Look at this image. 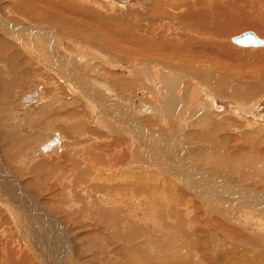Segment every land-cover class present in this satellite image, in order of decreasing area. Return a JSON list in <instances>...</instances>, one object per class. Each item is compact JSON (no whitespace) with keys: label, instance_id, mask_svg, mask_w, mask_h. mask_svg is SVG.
<instances>
[{"label":"bare ground","instance_id":"6f19581e","mask_svg":"<svg viewBox=\"0 0 264 264\" xmlns=\"http://www.w3.org/2000/svg\"><path fill=\"white\" fill-rule=\"evenodd\" d=\"M114 1L120 4L130 3V5L135 6L136 4L141 5L142 0H130L128 2H119L117 0ZM182 1H180L181 3L178 4H173V3L169 4V8L170 10L173 9L175 13L176 11L178 12L176 14L180 24H182V22L186 23V27H191V29L196 31L197 33H196V39L191 38L190 34H188L190 38H188V36L183 37L184 34L181 33L182 31L181 26L177 23V26L180 27L177 28V31L181 33L180 35L177 36H179L180 39L187 41L188 43H192L190 41H197V40H200V42L202 43V44L198 43V45L192 43L195 45H191L188 48L191 49L192 53H186V54L204 57L206 60L207 59L211 60L212 61L211 64L214 63L213 59H215V61L217 59V61L220 62L221 64L227 59L229 55L227 48L228 45H230V41H232L233 36L231 38L230 37L227 38L229 39L227 41L220 42L221 44H219V46H209L206 41L214 42V43L215 41L212 38L211 41L208 37V34H201L200 36L198 32L212 33L217 39H219L218 37L221 38L228 34L234 33L240 27H244V28L247 27V28L256 29L257 31H259L261 35H264V16L259 14L260 9L264 10V6H260V5H264V0H228V2L226 0H185V1L182 0ZM29 2L30 0H23V4H20L19 7H17L20 12L23 13L25 12L26 16L28 17V20L25 21V23L23 24L8 21L0 16V32L3 35V37L1 38L2 44H0L2 45V48L0 49V75L4 74L7 78H9L8 75H11V77L9 78L11 79L14 75L19 74L18 72L21 70L22 65L28 63L27 65L30 67L29 70L30 71L34 70L32 73H36L37 71L41 73L50 72L51 75L48 74L47 77L46 76L45 77L46 79H48L47 83L51 85L52 88L56 86H60V87L65 86L68 87V90L71 92L70 93L71 95L67 97L70 99V101L67 103L63 99V98L66 99L65 95L61 98H55L53 96H50V98L46 97L47 94L45 93L44 90L46 83L43 85L36 83L26 88L20 89L18 100L13 105L14 109L21 110L23 113L30 112L28 114L22 115L23 114L22 112L17 111L16 114H19L17 120L36 121L39 116L42 118L46 117L48 123L46 133L55 130L51 134V136L47 137L46 139H45L46 134H44L45 135L44 141L38 144L37 147L35 148L36 151L45 154L51 152L47 155L48 158L44 160L46 167H58L59 165L57 163L60 164L63 163V161H65V164H68V161H70L69 162L70 167H72L74 173H78L81 176V178L88 177L89 175H91L92 171L94 172V170L99 171L98 167H103L100 166V164L98 163V161H102L100 154H98V152L100 151L102 145L101 142L103 140L101 138L103 136V132L97 133L99 136L95 135V133L93 132L94 131L98 132L99 131L98 129H108L109 132L112 133L113 138L114 140H116L117 143L118 141H120V139H122V142H125L127 147H130L132 150H136V151L138 149L137 155L135 154V159H141L143 157L147 158L148 156L152 163L149 164L147 162L145 164V167H141V170L139 172H136L135 174H130V172L128 173L126 172L123 174H120L119 172L116 173L115 170H111V168L119 167L122 164L124 165L127 162V160L126 158L122 159L121 161L118 159V156L121 154V152L118 151L119 149L115 152L113 151L114 153L113 152L112 153L114 155L109 157L111 158V161L112 160L113 161L107 166L108 169L105 168L106 173L109 171L114 172L113 175L115 178H112L111 180L117 182L118 179H120L121 177H124L125 179L131 178V181L128 183L135 184L134 187L136 188L137 185H142V184H146L150 186L151 183L158 182L155 180L156 178L157 180H161L160 182L161 184L162 181H164L165 187L163 188L169 191V195H167L168 196L167 200H170L171 203L162 202V204L158 205L155 199L154 200L148 199L147 204H151L149 205V209L153 210L152 212L149 213L153 214V212L156 213L161 212L163 216H165L166 218H169L171 216L178 218L179 220L178 228L181 229L182 231L181 228L182 225L180 227V223L184 219L185 212L181 209L180 205L187 198L185 196V194H187L190 197H192L194 200H196L197 204L199 203L207 214L215 212L217 213L218 216L223 217V219L226 220L229 219L228 220L229 222L235 224L239 228L242 227V231L250 235L249 240L254 238H258L257 240L259 239L264 240V189L261 188L257 189L254 187L256 184H258L257 182H260L259 184L264 185V159L261 158L248 159V161L251 162V164L253 165L251 169L255 171V172L253 171L254 173L253 175H249V174H244L243 172L235 168L240 162H242V160L235 159V155L227 153V151L224 150V145H225L224 141L221 139H218L216 142L217 146L221 148V154L216 155L214 157H212L210 153L205 151L203 153L205 155L201 156L203 158L199 159L197 158L196 155L193 154V149L196 146H190V147L185 146L190 152L186 151V149H183L182 147H179L181 146L182 142L186 143L188 141V138H186L187 135L186 130L188 129L189 125L193 124L191 125V128H189V130L191 131L194 129L199 130L201 129V124L198 123L204 122L205 123L204 125L206 126L207 122L210 119H213L212 122H214L215 128L230 127L231 125H233V129L235 128L238 131L242 129V134H244V136H246L247 139L248 138L251 139L250 140L251 142L255 140L256 137L263 138L264 90L262 89L263 90L262 94L254 97L251 96L252 98H239L240 92L238 93L236 92L235 94L234 91L228 92L227 86H225L224 84L220 85L216 89L215 88L211 89L209 87L210 84L206 79L204 80L207 81L208 84H204V83L199 84L198 83L199 80L197 79V77H195L194 75L192 76V74L195 73V71L198 69H193L190 67L189 69H187V67L183 65H178L173 63H171L172 65H169L167 59L178 62L181 59V57L185 55L183 52L184 49H182L181 52L177 48L175 49L169 42H161L157 44L153 41H150L149 47L145 50V52L149 53L150 55L155 54L158 56L159 55L162 56V58L164 59L162 61L164 65L162 66H160L156 62H150L149 60L135 62V60L123 61L122 59L119 58L114 59V56L111 53L108 55L105 48L104 51H102L103 48L101 47V45L102 46L105 45L102 43L99 34H98L99 36L93 35V39L91 37V40L83 39L80 37L82 34H79V32L77 33L72 32L71 31L73 28L72 25L64 23L63 18L59 19V17L55 15L56 13L54 15H51L50 17H45V16L42 17L43 13L35 8L37 4L34 7L33 5L30 6ZM149 2L151 4L150 6H148L147 9L150 12L162 13L167 18L175 17L174 13L172 14L168 13V11L166 12V10H164L160 6L161 0L158 2H153L151 0H148L147 4H149ZM231 7L239 9L241 13L240 18L229 16V11ZM15 8L16 5L13 6V9H11V7L10 8L6 7L5 11L8 14L14 13L15 12L14 10H16ZM223 18H225V20L223 21L222 24L214 25L216 19H223ZM61 20L63 21L61 22ZM38 22H41L43 25L40 23L38 24ZM45 24L47 25L44 27ZM54 26H58L62 32L72 35L61 36L55 34L53 33V31L52 32L50 31L52 30V28H54ZM150 28L153 30L152 25L150 26ZM168 31L169 29H167V31L162 30L163 32L162 34L166 35L169 33ZM249 31H252L257 37L262 39V42L260 44H256L252 46H260L264 41V36L261 38L260 34H258L257 32L255 33L253 30H249ZM187 39H189L190 41H188ZM234 44H233L234 47L236 45L246 46L237 43ZM178 45L184 46L183 44H178ZM14 46L16 48L15 51L13 50ZM156 46H161L166 50L174 49L178 51L176 53L177 54L179 53V56L174 57V59L172 58L170 59L171 53L160 54V52L155 50L157 48ZM8 50L12 52L11 55L6 53V51ZM22 53L24 57L21 55ZM17 58L20 59L21 61L20 62L15 61V59ZM229 60L230 63L232 64L236 62L235 61L236 59L233 61L230 59V57ZM140 62L141 64L144 65H140L139 64ZM250 63H254L256 65L257 71L261 72L264 70V68H262L264 67L263 58H259L255 56L254 61ZM200 65H203V63ZM235 65L238 66L237 63ZM215 66L217 67V65ZM142 68H143L142 72L144 73V77L147 76L145 77V79L147 80L146 83L155 85L156 88L161 89V91L164 94H166V97L164 96L165 97L164 108L161 110L155 107V100H156L155 88L152 91L143 88L141 91L136 90V92L131 94H130L131 91L130 92L126 90L123 91V89L126 88V85L128 86L130 82H123V84H121L122 83L121 81H123L124 79L128 80L131 79L132 76L133 77L136 76L138 71L141 70ZM183 69L186 72L187 70L191 72L190 74H188V77L186 79H183V72H184ZM41 73H37V74H41ZM216 75L218 76V74ZM137 76L139 78L143 77L141 74H137ZM139 78L136 80H141ZM108 82H110L111 84L109 85ZM13 84L15 83L14 82L8 83L6 81H2V83H0V98L1 96H3L2 92L10 91ZM260 84H264V83H260ZM190 90L192 91L191 95L189 93ZM196 94L198 95L197 97ZM230 94H232L233 96H230ZM248 94H252V93L250 92ZM75 97H79L78 100H75ZM190 101L191 103H189ZM193 103L195 106L194 112L191 113L190 112L191 109H190L185 119L184 117H182L184 110L187 107H192L191 105ZM160 104H162V102ZM1 105L2 103L0 102V107ZM69 106L70 107L74 106V107L68 109ZM4 107L6 106H2L1 108ZM95 108L98 110L97 114L95 113ZM199 110H202V112ZM196 111H198L197 114ZM68 112H70V114H68ZM78 112L80 114L81 112L84 113V114L82 113V116L84 115L83 121L85 122V124L91 125L93 126V128L98 126V128L93 129L92 134L89 135L91 141L88 143L83 142L81 139V137L88 135V132L84 131L83 133L75 130V129L81 130L82 128L84 129L85 127V126L83 127L84 124L82 122H79L80 119L78 121L73 120L70 122V118L71 116H73L72 113L77 116L79 114ZM33 113L39 116H35ZM62 113L64 115H62ZM146 117H148L149 119H146ZM179 117H181V121H183L184 119V120H190L191 122L189 123L188 126L187 125L183 126L182 124L180 125L179 124L180 120L179 121L176 120ZM195 119H197L198 122H194L196 121ZM169 123L170 125L167 126ZM236 123L238 124V127H234V124ZM56 126L57 127L59 126L60 127L59 129L61 131L64 130L68 132L70 136L75 131L76 135L72 136L73 141L71 142L73 143L72 144L73 146L70 143V147L67 150L63 148L64 136L62 135V133H60L61 131L59 132L56 131L57 128ZM19 132L22 133L21 131ZM42 132L43 131L40 130V132L37 133V135L42 134ZM7 137L8 136H5L4 138ZM135 143L137 145H134ZM107 144L110 145L111 143L107 142ZM141 145L143 146L141 147ZM254 145L255 144H253V146ZM122 147L123 145L121 143L119 148ZM115 148L117 149L116 146ZM9 150H10L9 155L11 156H9L8 158H10L11 160L13 159V161L17 165L18 161L16 160V155H15L16 152H14L15 150L14 149H9ZM139 150H141V154H140L141 158L138 155ZM7 152L9 151L7 150ZM182 155H184V158L182 157ZM103 161L108 163L109 162L108 157ZM114 161L117 162L115 165H114ZM134 161L135 160H133V162ZM41 165L44 166L43 163ZM211 165H213L215 169L208 171L209 169L212 168ZM201 166H210L211 168H209L208 170L204 169L205 170L204 171L202 170L203 167ZM62 167L64 166L62 165ZM86 167H89V171H85ZM126 167L128 166L126 165ZM146 170L149 172L148 177H150V180L145 179L144 176H140L141 173L145 172ZM60 171L61 170L58 168L57 172ZM238 171L239 173L235 174ZM1 172L4 173V171ZM1 172L0 175L3 174ZM96 172L97 171H95V173ZM219 172L221 174L220 176L217 175V173ZM194 175L201 176V178L199 177L196 178L199 181L193 178ZM217 178L219 179L217 180ZM235 178L238 181L241 180L243 182L241 184L230 182L235 180ZM115 179H117V181ZM102 180L98 179L97 177V185L95 189H98L100 186H103V184L105 185L106 182ZM217 181L219 183V186L216 185L214 187H209V185H206L201 187L202 185ZM16 186L18 187V191L14 187H11V185L8 182L7 183L3 182L0 179V197L2 198L4 195H7V197L2 198L4 207L7 206V208H9L8 205H6L9 202L14 204V206L17 205L16 208L22 206L21 204L22 202L25 204L30 203L29 202L30 197H26V196L24 197L23 191L20 190V187L18 185ZM121 187L124 186L121 185ZM163 188L161 189L163 190ZM63 189L65 191H68L66 187H63ZM178 189H180L181 191L179 192ZM137 190L142 196L143 195L146 196V193L148 192L147 194L148 198L163 197V195H161L160 193V190H157L155 188H146L143 190H139V189ZM175 190H177L178 195L175 194ZM133 198L134 196L133 197L131 196V200H133L134 201L133 203L135 204L136 200H139V198L137 197L138 199L136 200L135 198L134 199ZM164 199L165 198L163 197L162 200L164 201ZM106 200L107 199L99 198V205L95 204L93 206H90L91 208L88 211L91 210L92 212L94 211V213L96 212L100 214L101 219H106L107 216L112 215L110 219L112 221H116V226L112 224L111 225L114 227V229L119 228L118 230L115 231L114 236L119 237L123 235L124 236L123 239L125 238L127 242L133 240L134 242H136V244H140L145 238L140 232V229H138V227L137 228L135 227L134 225L135 223L133 225L126 226V223H128L126 221L129 220L130 213L131 214L133 213L132 217L135 216L134 214L138 213L137 210H135V207L133 206L134 204L132 205L134 207L133 209L134 212L133 210L130 212V210H128L127 207H126L127 208L126 211L122 212L123 210H125V208H116L115 210L104 209V205L108 203V201ZM143 200L145 201V199ZM97 202L98 201H96V203ZM129 203L130 202H128V204ZM229 204H231V206H229ZM139 208H141L140 205L137 208L138 211ZM40 209L42 208H39L37 211L40 212ZM142 209L144 210V208ZM229 212H231V216H229ZM61 214L64 220L68 221V218H66L68 217L67 216L68 214L63 212H61ZM97 217H95V221H97L98 223V221H100L99 220L100 218L98 219ZM154 217L156 218L158 216L155 214ZM20 218H22L21 214H20ZM3 221L5 222V220ZM49 224H50V228L48 226L47 228L42 229L43 231L42 235L47 236L46 238H44L43 242L41 240V234H36L26 230V232H22V237L23 239L26 240V241L25 240L21 241L20 246L22 247L20 249L22 250L18 251L15 250V248L13 247L14 251H10L11 249H9L8 246H4V247L1 246L0 251L2 255L8 252L7 254H5V256H3L4 261H6L5 264H29L32 262V258L34 257L36 259L39 258L42 261L41 264H46V263L48 264V255L42 254L43 253L41 249L43 248L42 245H44L46 241L51 240L53 242V239L48 238V236H53L54 232H57V229L58 230L60 229V232H63V227L60 225V223H57L56 225L55 222L49 221ZM57 226H59L60 228L59 227L57 228ZM22 227L23 229H26L25 226ZM245 230L248 231L246 232ZM97 237L95 236L90 241L88 240L90 246L91 245L96 246L97 244L96 247H99L98 244H100L99 241L101 239L98 240L96 239ZM119 239L122 240L121 237H119ZM113 240L115 239L113 238ZM12 244L14 243L12 242ZM144 245L148 246V243H145ZM80 247L82 248V245H80ZM30 248L31 251L33 252H30ZM137 248L136 249L133 247L131 249L118 248L119 250L123 251L125 254L122 255L123 259L120 260L119 262L120 263L125 262L126 264H129L130 261L133 262L134 258L132 254L136 255L138 252H140L137 250ZM107 249H109V247H107ZM92 250L93 253L96 251L95 254H93V258L95 260L99 256L102 257L103 254H104L103 256H109L111 258V253H109L108 250L105 252L100 247L95 251L94 249ZM63 252L66 253L67 251H63ZM143 252L144 251L140 253ZM235 252L237 253V251ZM232 253L234 252L232 251ZM236 253L235 255H231L230 252L224 259V261L227 262L224 264H247V262L244 261L245 257L246 258L248 257V255L246 256V252L244 253V255L242 254L241 256H239V258L236 256ZM17 254L18 256H16ZM137 255H138L137 257H139V260L145 261L144 257H142L141 254H137ZM145 258L147 259L149 258V256H145ZM61 259L62 258H59V260ZM229 259L232 260L228 262ZM114 260H116V257L115 259L112 258L110 260V263L108 264H113V262H115ZM35 261L38 262L37 260ZM262 261L263 260H261V262ZM69 262L70 264H73L71 260ZM146 263H149V259L148 262ZM170 263L174 264V259H172Z\"/></svg>","mask_w":264,"mask_h":264},{"label":"rangeland","instance_id":"374dc122","mask_svg":"<svg viewBox=\"0 0 264 264\" xmlns=\"http://www.w3.org/2000/svg\"><path fill=\"white\" fill-rule=\"evenodd\" d=\"M151 1L158 2L160 0H151ZM180 1L182 0H161L160 6L164 10H166V12L168 11V13H171V14L174 13L175 14L174 18H167L164 14L159 13V12L158 13L150 12L147 9L148 6H150L151 4L150 2L149 4H147L148 0H142L141 5L136 4L135 6L130 5V3L120 4L114 0H37V1L30 0L29 5L30 6L33 5L35 7L37 4L35 8L38 9V11L43 13L42 17L44 16L50 17L51 15H54L56 13L55 15H57L59 19L63 18L64 23L72 25V27L74 28V29L72 28L71 30L72 32H75V33L79 32V34H82L80 37L83 39L91 40V37L93 39V35H96V36L100 35L99 37H101L102 43L105 45V46L101 45V47L103 48L102 51H104V48H105L108 55L111 53L114 56V59L119 58V59H122L123 61L135 60V62L149 60L150 62H156L157 64L162 66L164 65L162 63V61L164 60L162 56L160 55L158 56L155 54L150 55L149 53L145 52V50L149 47L150 41H153L157 44L161 42H169L175 49L177 48L181 52H182V49H184L183 52L185 54L184 56L181 57V59L178 62L167 59V62L169 63V65H172L171 63H173V64H178V65H183L187 67V69H189V67L193 69H198L195 71V73L192 74V76L194 75L195 77H197V79L199 80V81L197 80L199 84L209 83L210 84L209 87L211 89L213 88L216 89L220 85L224 84L225 86H227L228 92L234 91V94L236 92L237 93L240 92L239 98H252L254 96L262 94L264 90V84H260V83H264L262 82L264 81V70L261 72L257 71L256 65L250 62L254 61L255 56L264 59V41L260 46H252V45L238 46L236 45L238 47L236 46L234 47L233 46L234 43L230 41V45H228V48H227L229 55L222 64L218 62L217 59L216 61L215 59H213L214 63L211 64L212 61L208 59L206 60L204 57L186 54V53H192L191 49H188L189 46L195 45V44L198 45V43L199 44H202V43L200 42V40L190 41L189 39H187L188 41L195 43V44L188 43L187 41L182 40L179 38V36H177V35H180L181 33L184 34L183 37H186L188 36V34H190L191 38L196 39V33H197L196 31L192 30L191 27H186V23L182 22V24H180L177 18V14H176L178 12L176 11L175 13L173 9L170 10L169 4L171 3L178 4V3H181ZM226 1L228 2V0ZM20 4H23V0H0V16L11 22H15L19 24L25 23V21L28 20V17L26 16L25 12L23 13L18 10L17 7H19ZM127 4L130 6H128ZM14 5H16V8H15L16 10H14L15 12L8 14L5 11V8L11 7V9H13ZM260 6H264V5H260ZM259 14L264 16V10L260 9ZM240 15L241 13L239 9L234 8V7L230 8V11H229L230 17L240 18ZM63 20H61V22ZM224 20L225 18L216 19L214 22V25H220L223 23ZM39 23L42 24L41 22H38V24ZM177 23L181 26V30H182L181 33L177 31V28H180L177 26ZM46 25L47 24H45L44 27ZM151 25L153 27V30L150 28ZM167 29H169L168 31L169 33L166 35L162 34L163 33L162 30L167 31ZM249 30H253L255 33L257 32L258 34H260L259 31H257L256 29L247 28V27L246 28L240 27L234 33L228 34L221 38L218 37L219 39H217L212 33H199L198 32V34L200 36L201 34H208L209 39L211 40L212 38L215 41V43L206 41L207 44L209 46H219V44H221L220 42L229 40L227 38L229 37L231 38L232 36H236L238 34H241L242 32L249 31ZM50 31L51 32L53 31V33L61 35V36L72 35V34H67L65 32H62L58 26H54V28H52V30ZM263 36L264 35L260 34L261 38ZM2 37L3 35L0 32V41ZM188 38H190V36H188ZM0 44H2V41L0 42ZM178 44H183L184 46L178 45ZM231 44L233 47L231 46ZM156 47L157 48L155 50L160 52V54L171 53V56L173 57L170 56V59L171 58L174 59V57L179 56V53L178 54L176 53L178 51L174 49L166 50L162 48L161 46H156ZM1 48H2V45H0V49ZM15 49L16 48L14 46L13 50L15 51ZM10 50L6 51V53L9 55H11L12 53ZM21 55L23 56V53ZM232 56H233V59H232ZM229 57L233 61L236 59L235 60L236 62L233 64L230 63ZM18 58L15 59V61L20 62L21 60ZM202 63L203 65H200ZM236 63L238 64V66L235 65ZM247 63H250V64H247ZM27 64L28 63L22 65L21 70L18 72L19 74L14 75L11 79H9L11 75H8L9 78H7L4 74L0 75V83H2V81H6L8 83H12V82L15 83L12 85L10 91L8 92L3 91L2 93L4 97L1 96L0 98V102L2 103L1 107L6 106L4 108L0 107V172L4 171V173L1 172L3 174L0 175V179L3 182H6V183L8 182L11 185V187H14L17 191H18V187L16 185H18L20 187V190L23 191L24 197L25 196L30 197L29 199L30 203L25 204L22 202L21 203L22 206H19L17 208H16L17 205L14 206V204H12L11 202H9L10 204L6 202L7 203L6 205H8L10 209L7 208V206H5L6 207L5 208L3 204L2 198L7 197V195H4L2 198L0 197L1 198L0 199V247L8 246L9 249H11L10 251H14V248L15 250H18V251L22 250L20 249L22 247L20 246V244H21V241L25 240L22 237V232H26V230L31 231L36 234H41V240L43 242L44 238H46L47 236L42 235L43 234L42 229H45L48 226L50 228L49 221H53L55 222L56 225L57 223H60V225L63 227V232H60V229L59 230L57 229V232H54L53 236H48V238L53 239V242L51 240L46 241V243L42 245L43 247L41 248L43 252L42 254L48 255V264L50 263L51 264H54V263L55 264H67V263L70 264L69 262L70 260L72 261L73 264H77V263L78 264H108L110 263V260L112 258L115 259V257H116V260H114L115 262H113V264H116V261H117V264H119L120 263L119 261L123 259L122 255L124 254V252L119 250L118 248H121V249L130 248L131 249L133 247L136 249L137 246H138L137 248L138 251L140 252L144 251L143 253L138 252L137 254H141V256L144 257L145 261L139 260V257H137L138 256L137 254L136 255L132 254L134 261L133 262L130 261L129 264H142V263L143 264H165V263L171 264L170 262L172 261V259H174V264L176 263L177 264H182V263L183 264H199V263L200 264L201 263L202 264H224V263H227L224 261L226 256L230 252H231V255H235L236 253L235 251H237L236 256L238 258L242 254L244 255V253L246 252V256L248 255V257L247 258L245 257L244 261H246L247 264L263 263L264 261V240H261V239L257 240L258 238L249 240L250 235L242 231V227L239 228L235 224H232L231 222H229L228 221L229 219L228 220L223 219V217L218 216L217 213L215 212H214L215 214L214 213L207 214L203 210V208L200 206V204L199 203L197 204V201L187 194H185L187 198L180 205L181 209L185 212L184 219L180 223V227L182 225L181 227L182 231L181 229L178 228L179 226L178 218H175L173 216L169 217L170 219L166 218L165 216H163L161 212L160 213L153 212V214L149 213V212H152L153 210L149 209V205L151 204H147L148 199L149 200L155 199L158 205L162 204V202L171 203L170 200H167L168 198L167 195H169V191L163 188L165 187L164 181H162V184H161L160 183L161 180H157L155 178V180L158 182L151 183L150 186L146 184L137 185L135 188L134 187L135 184L128 183L131 181V178H126L128 179L126 180L124 177H121L120 179H118V181L117 179H115L117 182L112 181L111 179L115 178L113 175L114 172L109 171L106 173L105 168L108 169L107 166L113 161V160L111 161V158L109 157L114 155L113 153L117 151L118 149H119L118 151L121 152V154L118 156V159L121 161L122 159L126 158L127 162L125 164L128 167H126L125 164H124L125 166L122 164L119 167H112L111 170H115L116 173L119 172L120 174H123L126 172L127 173L130 172V174H135L136 172H139L141 170V167H145V164L147 162L149 164H152L150 161V158L148 156H147L148 159L144 157L141 158L140 156L141 150H142L141 149L139 150V153H138L141 159H135V154L137 155L138 149L136 151V150H132L130 147H127L125 142H122V139H120V141H118L117 143L116 140H114L112 133H110L108 129H98L99 130L98 132L97 131L93 132L92 130L95 128H98V126L93 128V126L85 124V122L83 121L84 115L82 116L83 112H81V114L78 112L79 114L77 116L72 113L73 116H71L70 122L73 120L78 121L80 119L79 122H82L84 124L83 127L84 126L86 127V130H85V127L84 129L82 128L83 130L75 129L76 131L83 132V133L84 131L88 132V135L81 137L83 142L88 143L91 141V138L89 135H91L92 132L95 133V135H98L97 133L103 132V136L101 138L103 141L101 142L102 145H101L100 151L98 152L102 160V161H98V163L100 164V166H103V167H98L100 172L98 170H94V172L92 171L91 175H89L88 177L81 178V176L78 173H74L72 167H70L69 165L70 161H68V164H65V161H63V163H60V164L57 163L59 166L58 165L56 166L58 167H46L44 160L48 158L47 155L51 152H48L47 154H45V153L36 151L35 148L37 147L38 144L44 141V136H45L44 134H46L45 136V139H46L47 137L51 136V134L55 130L52 132L46 133L47 125H48L47 118L46 117L42 118L39 115H36L34 113L33 114L35 116H39L36 121L17 120L19 114H16V112L17 111L22 112V111L18 109H14L13 105L18 100L20 89L26 88L36 83H39L42 85L46 83V86L44 88L45 93L47 94V96L45 94L46 97L50 98V96H53L55 98H61L65 95L66 99L65 98L63 99L67 103L70 101V99L67 97L71 95L70 94L71 92L68 90V87H65V86L64 87L56 86L52 88V86L47 83L48 79H46L47 75L50 74V72L41 73L37 71L36 73H32L34 70L30 71L29 70L30 67ZM139 64L144 65V64H141V62ZM215 65H217V67ZM142 71H143V68L139 70L137 73V74H141L143 76L142 78L141 77L139 78L138 77L139 75L137 76L136 74V76L134 77L132 76L131 79H128V80L124 79L123 81H121L122 82L121 84H123V82H130L128 86L126 85V88H124L123 91L124 90L129 91V92L131 91L130 92L131 94V93L136 92V90L141 91L143 88L148 89L150 91H152L155 88V91H156L155 107L159 110L163 109L164 99L166 97V94H164L161 91V89L156 88L155 85L146 83L147 80L145 79V77L147 76L144 77V73ZM183 71H184L183 79H186L188 77V74H190L191 72L189 70H187L186 72L184 69ZM37 73H41V74H37ZM216 74H218V76ZM138 78L141 80H136ZM204 79H206L208 83ZM108 84L110 85L111 83L108 82ZM191 92L192 91L190 90L189 91L190 95H191ZM250 92L252 94H248ZM156 96L158 97V99ZM197 96L198 95L196 94V97ZM230 96H233V95L230 94ZM78 98L79 97H75V100H78ZM161 102L162 104H160ZM189 103H191V101ZM191 106L192 107H187L184 110L182 117L185 118L188 115V111L190 109H191L190 110L191 113L194 112V108H195L194 103ZM72 107L69 106L68 109H71ZM199 111L202 112V110H199ZM197 112L198 111H196V114ZM28 113L30 112H25L22 115H25ZM95 113L96 114L98 113V110L96 108H95ZM68 114H70V112H68ZM62 115L64 114L62 113ZM146 119H149V118L146 117ZM176 120L177 121L180 120L179 124L180 125L182 124L183 126L185 125L188 126L189 123L191 122L190 120H184V119L183 121H181V117L177 118ZM195 120L196 121L194 122H198L197 119ZM212 121L213 119H210L207 122L206 126L204 125L205 124L204 122L198 123V124H201V129L199 130L194 129L191 131L189 130V128H191V125L193 124L189 125L188 129L186 130V133H187L186 138H188V141L186 143L182 142L181 146L179 147H182L183 149H186V151H189L186 147L196 146L193 149V154L196 155L197 158L199 159L203 158L201 156L205 155L203 154L205 151L210 153L211 156L214 157L216 155L221 154V148H219L216 144L217 140L221 139L224 141V144H225L224 150L227 151V153L235 155V159L242 160V162H240L235 168L243 172L244 174L253 175L254 170L251 169L253 165L251 164V162L248 161V159L249 158L264 159V139H263L264 135H263V138L256 137L255 140L251 142L250 141L251 139L248 138L249 139L248 140L247 137L244 136V134H242V129L240 131L236 130L235 128L233 129V125H231L230 127L215 128L214 127L215 124ZM169 125L170 123L167 126ZM234 127H238V124L237 123L234 124ZM59 128L60 127L58 126L56 128V131L58 132L61 131ZM40 130L43 131L42 134L37 135V133H39ZM19 131H21L22 133H20ZM60 133H62V135L64 136V147L63 148L67 150L70 147V143L73 141L72 136L76 135L75 131L71 134V136L68 132L64 130L61 131ZM5 136H8V137L4 138ZM107 142H110L111 144L109 145L107 144ZM121 143L123 147L119 148ZM72 144L73 143H71V145ZM253 144L255 145L253 146ZM114 145L117 147V149L115 148ZM134 145H137V144L135 143ZM142 146L143 145H141V147ZM7 148L15 150L14 152H16L15 154L16 160L18 161L17 165L13 161V159L11 160L10 158H8L11 155H9L10 150ZM176 148H175V151H176ZM7 150L9 152H7ZM103 156L104 157L106 156V157L104 158ZM86 157H89V156H86ZM107 157L109 161L108 163L103 161ZM182 157L184 158V155H182ZM133 160L135 161L133 162ZM42 163L44 164V166L41 165ZM116 163L117 162L114 161V165ZM62 165L64 167H62ZM201 167H203L202 170L204 169L208 170L209 168L212 167L208 171L215 169L213 165H211V167L210 166H201ZM58 168L61 170L60 172H57ZM101 169L103 170V173ZM85 171H89V167H86ZM95 171H97L98 173L97 172L95 173ZM239 171L236 172L235 174H238ZM5 172L7 176L5 175ZM148 173L149 172L146 170L145 172L141 173L140 176H144L145 179L150 180V177H148ZM217 175L220 176L221 175L220 172L217 173ZM140 176H137V177H140ZM97 177L98 179H101V180L105 178L102 181L106 183L105 185L103 184V186H100L98 189H95L97 185ZM198 177L201 178V176H197V175L193 176L194 179ZM218 179L219 178H217V180ZM155 180H152V181H155ZM230 182L241 184L243 181L241 180L238 181L235 178V180L230 181ZM257 183L258 184L254 186L255 188L264 189L263 184H259L260 182H257ZM121 185L124 187H121ZM160 185H161V188H163V190L160 188ZM206 185H209V187H214L216 185L219 186V183L217 181V182L202 185L201 187L206 186ZM63 187H66L68 191H65ZM146 188H155L157 190H160L161 195H163V197L166 200L164 199L163 201L162 200L163 197L148 198V195H147L148 192L146 193V196L140 195L137 189L143 190ZM178 191L180 192L181 190L178 189ZM175 194L178 195L177 190H175ZM131 196L132 197L134 196L135 200L139 198V200H136L135 202L136 205L133 203L134 201L131 200ZM99 198L107 199L106 201H108V203L104 205V209L115 210L116 208H125V210L122 211V212H125L126 209L128 208V210H130L131 212L135 207V210H137L138 215L134 214L135 216L132 217L133 213L132 214L130 213L129 220L126 221L128 222L126 223V226H130L135 223L134 224L135 227L136 228L138 227V229H140V232L145 237L144 240L140 244H136V242H134L133 240L127 242L125 238L123 239L124 237L123 235L119 236L121 237L122 240H120L119 237L114 236L115 231L118 230L119 228L114 229V227L112 226V225L116 226V221H112L110 219L112 215L107 216L106 219H101L100 214L96 212L94 213V211L92 212L91 210L88 211L91 208L90 206H93L95 204L99 205ZM143 199H145L146 203ZM96 201L98 202L96 203ZM222 201H225V200H222ZM128 202H130L129 204L131 205H129ZM139 205L141 206V208H139V211H138L137 208L139 207ZM229 206H231V204H229ZM39 208H42L40 209V212L37 211ZM142 208H144V210ZM9 210H10V213H9ZM61 212L68 214L67 215L68 217H66L68 218V221L64 220ZM19 213L22 215V218H20ZM155 214L158 217L155 218L154 217ZM93 215H94V218H93ZM229 216H231V212H229ZM95 217H97L98 219L100 218L99 219L100 221H98V223L97 221H95ZM3 220H5V222ZM166 225L168 228L166 227ZM22 226H25L26 229H23ZM58 227L59 226H57V228ZM245 231L247 232L248 230H245ZM95 236L96 237L98 236L96 238L98 240L103 239L102 240L103 242L101 240H100L101 242L99 241L101 245L98 244V246L102 248L103 251L105 252L108 250V252L111 253V258L109 256H103L104 254L102 255V257L99 256L98 258H96V260L93 258V254H95L96 252L95 250L99 249V247H96L97 244L96 246L94 245L90 246L89 241ZM113 238L115 240H113ZM12 242L14 244H12ZM145 243H148V246H145L144 245ZM80 245H82L83 249L80 247ZM56 246L58 249L56 248ZM107 247H109V249H107ZM61 249L63 251H67L66 252L67 254L63 252ZM92 249H94L95 251L94 253ZM232 251L234 253H232ZM30 252H33L31 251V248H30ZM5 254L2 255L0 251V256H1L0 264L6 263V261H4L3 259V256H5ZM16 256H18V254ZM145 256H149V258L146 259ZM59 258H62V259L59 260ZM148 259H149V263H146L148 262ZM35 260H37L38 262H36ZM231 260L229 259L228 262ZM261 260L263 261L261 262ZM40 261L41 260L39 258L36 259L34 257L32 258V262L29 264H41L42 261L41 262ZM120 264H126V263L121 262Z\"/></svg>","mask_w":264,"mask_h":264},{"label":"water","instance_id":"95a60500","mask_svg":"<svg viewBox=\"0 0 264 264\" xmlns=\"http://www.w3.org/2000/svg\"><path fill=\"white\" fill-rule=\"evenodd\" d=\"M117 1L128 2L130 0H117ZM232 41L240 45H256V44H260L262 42V39L257 37L252 31H245L237 36H233Z\"/></svg>","mask_w":264,"mask_h":264}]
</instances>
